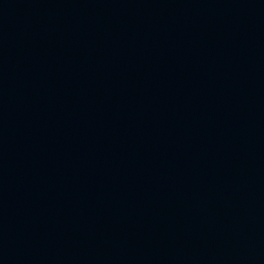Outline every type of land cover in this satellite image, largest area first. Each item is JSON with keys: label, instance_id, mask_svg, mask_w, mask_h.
I'll use <instances>...</instances> for the list:
<instances>
[{"label": "water", "instance_id": "water-1", "mask_svg": "<svg viewBox=\"0 0 264 264\" xmlns=\"http://www.w3.org/2000/svg\"><path fill=\"white\" fill-rule=\"evenodd\" d=\"M0 264H264V0H0Z\"/></svg>", "mask_w": 264, "mask_h": 264}]
</instances>
